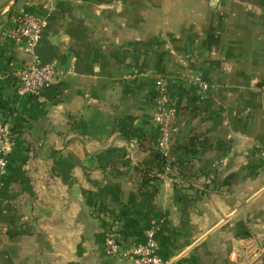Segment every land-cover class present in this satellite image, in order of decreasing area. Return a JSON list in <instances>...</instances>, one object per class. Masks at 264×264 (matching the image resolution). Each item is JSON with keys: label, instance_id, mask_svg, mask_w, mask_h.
Returning a JSON list of instances; mask_svg holds the SVG:
<instances>
[{"label": "crops", "instance_id": "0c3cea01", "mask_svg": "<svg viewBox=\"0 0 264 264\" xmlns=\"http://www.w3.org/2000/svg\"><path fill=\"white\" fill-rule=\"evenodd\" d=\"M20 12L46 18L38 54L62 72L39 98L16 92L30 58L2 34ZM159 80L176 116L144 186ZM0 119V264H132L105 235L149 230L169 264H264V0H18L0 13Z\"/></svg>", "mask_w": 264, "mask_h": 264}, {"label": "built area", "instance_id": "2783aa9c", "mask_svg": "<svg viewBox=\"0 0 264 264\" xmlns=\"http://www.w3.org/2000/svg\"><path fill=\"white\" fill-rule=\"evenodd\" d=\"M48 26L46 18L29 13L20 12L10 18V25L2 34L20 44L24 53L30 58L29 63L15 73V90L19 95L42 97L50 90L55 80L62 72L54 65L41 61L38 54L42 33ZM194 85L203 91L211 87L199 77H191ZM204 98V96L202 95ZM176 108L171 102L163 81L159 80L155 90L154 124L158 132L156 147L162 154H167L173 133ZM12 130L8 121L0 119V177L8 172L10 154L13 148ZM264 155V149L262 151ZM158 245L154 230H149L146 242L137 246H126L113 231H108L102 246V251L108 258L129 259L132 264H169L157 253Z\"/></svg>", "mask_w": 264, "mask_h": 264}, {"label": "trees", "instance_id": "16d2710c", "mask_svg": "<svg viewBox=\"0 0 264 264\" xmlns=\"http://www.w3.org/2000/svg\"><path fill=\"white\" fill-rule=\"evenodd\" d=\"M13 136V132H12ZM13 142H15L13 137ZM154 168H141L140 172L143 177V185L147 186L150 181L157 180V174L163 172V166L168 162V158L164 156L159 150H152Z\"/></svg>", "mask_w": 264, "mask_h": 264}, {"label": "water", "instance_id": "95a60500", "mask_svg": "<svg viewBox=\"0 0 264 264\" xmlns=\"http://www.w3.org/2000/svg\"><path fill=\"white\" fill-rule=\"evenodd\" d=\"M18 0H0V8H6L10 5H14Z\"/></svg>", "mask_w": 264, "mask_h": 264}, {"label": "rangeland", "instance_id": "374dc122", "mask_svg": "<svg viewBox=\"0 0 264 264\" xmlns=\"http://www.w3.org/2000/svg\"><path fill=\"white\" fill-rule=\"evenodd\" d=\"M8 8V7H7ZM5 8H0V13L2 14V12H3V10H4ZM4 15V14H3Z\"/></svg>", "mask_w": 264, "mask_h": 264}]
</instances>
